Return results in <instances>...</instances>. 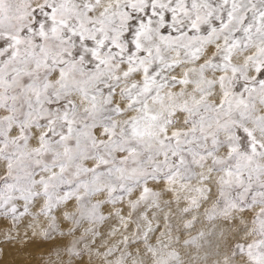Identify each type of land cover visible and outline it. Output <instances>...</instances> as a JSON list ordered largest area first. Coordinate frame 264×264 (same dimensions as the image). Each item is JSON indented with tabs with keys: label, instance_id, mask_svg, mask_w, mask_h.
<instances>
[{
	"label": "snow or ice",
	"instance_id": "1",
	"mask_svg": "<svg viewBox=\"0 0 264 264\" xmlns=\"http://www.w3.org/2000/svg\"><path fill=\"white\" fill-rule=\"evenodd\" d=\"M0 264H264V0H0Z\"/></svg>",
	"mask_w": 264,
	"mask_h": 264
},
{
	"label": "rangeland",
	"instance_id": "2",
	"mask_svg": "<svg viewBox=\"0 0 264 264\" xmlns=\"http://www.w3.org/2000/svg\"><path fill=\"white\" fill-rule=\"evenodd\" d=\"M4 259L7 261L19 260L20 256L14 250H9L8 255Z\"/></svg>",
	"mask_w": 264,
	"mask_h": 264
}]
</instances>
